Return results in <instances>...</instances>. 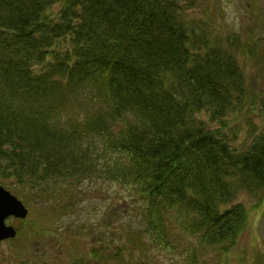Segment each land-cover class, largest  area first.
<instances>
[{"label":"trees","instance_id":"1","mask_svg":"<svg viewBox=\"0 0 264 264\" xmlns=\"http://www.w3.org/2000/svg\"><path fill=\"white\" fill-rule=\"evenodd\" d=\"M195 3L0 0V185L26 201L23 190L55 195L59 218L79 184L101 181L136 213L86 253L73 236L68 264L227 256L249 221L237 198L264 204V82L255 90L245 73L264 66V35L223 33ZM238 118L241 143L228 131ZM32 222L19 235L48 234Z\"/></svg>","mask_w":264,"mask_h":264},{"label":"rangeland","instance_id":"2","mask_svg":"<svg viewBox=\"0 0 264 264\" xmlns=\"http://www.w3.org/2000/svg\"><path fill=\"white\" fill-rule=\"evenodd\" d=\"M197 5L199 6L195 7L194 15L197 13L200 15L204 10L208 12L215 10L213 15L216 24L223 33L238 30L244 35L251 33L254 37L264 35V0H196L195 6ZM245 73L250 87L260 90L264 82V66L255 67L247 64ZM198 117L204 121L208 120L205 113H200ZM232 128L237 130L236 143L246 140L244 131L247 126L244 120L235 119L230 123L228 131ZM97 148L99 157H107L105 151L102 152L104 148L101 144L97 145ZM55 190L60 192L59 194L63 192L58 186ZM74 191L72 200L74 206L57 218L55 195L36 199L33 190L27 192L23 190L21 193H27L25 196L29 198V201H25L21 196L30 211L29 217L24 222L9 218L7 224L16 227L18 231L27 229L31 232L32 228L29 225L36 224L32 220H38L44 224V227L37 224L42 231L48 224V234L44 236L42 233H32L31 237L30 234L25 235L22 232L23 235L1 242L0 264H68L71 257L66 248L72 242L70 240L73 236H76L82 248H85H80V251L86 253V249L90 250L96 243L92 238L99 240L101 237L107 242L110 240L116 242L120 239L117 226L129 228L130 225H136V213L129 207L128 192L123 189L116 188L110 183L88 181L81 190L79 184ZM61 201L57 204H62ZM236 203H241L250 210L248 225L243 234L227 256L217 254L216 251L197 253L194 258L197 264H257V261L264 260V204L259 206L255 199L246 194L240 195ZM124 240L122 237L121 242ZM147 257L153 259L156 264L180 262L179 256L173 258L169 253L157 250L150 251Z\"/></svg>","mask_w":264,"mask_h":264},{"label":"water","instance_id":"3","mask_svg":"<svg viewBox=\"0 0 264 264\" xmlns=\"http://www.w3.org/2000/svg\"><path fill=\"white\" fill-rule=\"evenodd\" d=\"M28 209L17 197L0 186V242L16 236V230L6 224V219L14 217L24 219Z\"/></svg>","mask_w":264,"mask_h":264}]
</instances>
